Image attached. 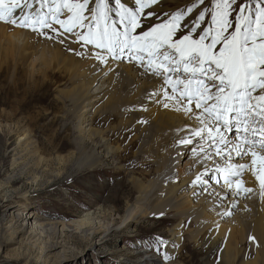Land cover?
I'll return each mask as SVG.
<instances>
[{
	"label": "bare ground",
	"instance_id": "1",
	"mask_svg": "<svg viewBox=\"0 0 264 264\" xmlns=\"http://www.w3.org/2000/svg\"><path fill=\"white\" fill-rule=\"evenodd\" d=\"M129 4L133 6L131 0ZM86 15L90 14L86 13ZM66 16L65 12L63 17ZM14 38L18 40L23 38L24 41L19 45L13 41ZM2 39L9 46L0 45V56L16 62H19L18 57L20 60L23 59L21 57L26 55L27 47L35 42L34 37L32 38V35L22 29L0 22V40ZM71 47L77 46L72 44ZM50 55L43 62L45 67L56 66L69 76L68 89L60 93L68 107L69 119L66 121L73 124L78 144L77 152H72L68 158L56 159L60 165L67 164L78 154V165H76L79 168L87 167L94 170L104 163L103 157L111 160L119 157L120 152L126 147L119 145L118 140L110 141L108 132L118 131L119 138L125 136L131 137L132 141L137 140L138 153H143L146 145L158 139L165 138L168 142L164 150L167 155L162 153L158 157L170 156L166 162L161 163V159H153L156 178L149 183L137 176L130 178L139 193L137 199L128 204L119 224L105 227L106 230H103L101 239L95 246L104 245L108 240L114 239L115 235L123 232L130 224L139 222L141 218L157 216L172 210L178 217L179 223L173 227L171 237L166 241V253L170 254L172 250H178L183 242L185 223L193 220L197 230L207 233L210 246L209 261H216L211 257L215 254L214 256H217L216 258H219L223 264H264V196L261 194L258 181L252 176L251 170H246L242 177L243 187L251 188L253 191L250 193L241 191L237 195L235 185L229 190L224 183L223 175L216 172V168L226 167L229 163H250L248 157L241 159L233 154L229 160L226 155L216 156L214 148H209L206 139L195 138L192 145L178 144L180 139L188 137L193 129L201 125L198 121L189 119L182 112L177 111L180 105L175 101H168L169 106L165 108L164 90L171 94V88L164 85L162 76H153L150 72L146 73L140 65L127 61L129 57L127 53L121 61H110L112 70H109V65L101 64L94 57L80 58L64 52L60 47L51 51ZM172 75L175 79L178 73ZM97 84H101L100 88L92 92ZM154 92L157 94L152 95ZM181 103L186 101L182 100ZM108 115L115 117V125H108V129L105 130L101 127L102 119H108ZM15 126L19 129V122ZM19 132L21 140L17 146L30 161L35 159L37 168L53 161L48 162L49 159L42 156L40 146L34 141L29 126ZM228 134L229 140L236 139L234 134ZM51 142L53 143V139ZM90 145L92 147H89ZM201 147L208 149V153H200ZM129 149L130 147L126 148ZM207 156L211 158L208 159ZM18 165L15 159L13 167L16 168ZM161 167L163 169L159 170ZM205 169H207L206 173ZM202 173L205 174L201 179L206 182L194 183L196 177ZM13 179L12 176L6 182H0V199L9 202V208H25L21 201H14L8 197ZM189 187L193 191L191 195L188 194ZM196 200L197 204L194 203ZM154 202H157L156 207L150 209V204ZM100 213L102 214V209L89 212L82 222L77 221L80 222L79 227L92 228L93 220L102 216ZM26 214L25 217L18 215L25 222L23 225L21 223L17 226L20 219L14 216L6 222L3 230L12 232L14 236L19 234L21 244L26 242L34 249L38 246L45 247L47 259L53 257L61 261L67 260V252L63 244L50 243L49 239L44 240V234L51 228L46 224H39L41 218L38 213ZM226 217L233 219L223 223L222 220ZM34 223L37 227H33ZM73 225H65L64 230ZM52 229L56 231V228ZM82 233L84 236L87 234L86 230ZM93 235L96 237V233ZM250 237H255V241ZM120 262V264H160L161 260L158 255L148 252L147 247H140L134 250L130 258H122Z\"/></svg>",
	"mask_w": 264,
	"mask_h": 264
},
{
	"label": "snow or ice",
	"instance_id": "2",
	"mask_svg": "<svg viewBox=\"0 0 264 264\" xmlns=\"http://www.w3.org/2000/svg\"><path fill=\"white\" fill-rule=\"evenodd\" d=\"M166 3L0 0V22L67 45L65 51L94 57L109 70L111 60L121 61L127 53L146 73L162 76L171 88V94L164 90V107L175 101L180 105L177 111L201 125L179 143L206 139L216 156L248 157L250 163H229L216 172L229 190L235 185L239 195L253 191L242 181L245 171L251 170L264 196V0H211L210 5L195 0L172 12L165 9ZM65 12L66 18H61ZM177 73L185 75L173 79ZM233 132L236 139L229 140L227 133ZM200 153L208 149L201 147ZM205 173L194 183L206 182L201 179ZM162 243L157 237L158 251Z\"/></svg>",
	"mask_w": 264,
	"mask_h": 264
},
{
	"label": "rangeland",
	"instance_id": "3",
	"mask_svg": "<svg viewBox=\"0 0 264 264\" xmlns=\"http://www.w3.org/2000/svg\"><path fill=\"white\" fill-rule=\"evenodd\" d=\"M193 2L195 0H167L164 7L172 12L185 9ZM210 3L211 0H205V4ZM112 6H115L114 3ZM111 15L118 20L115 12ZM23 31L35 39V42L27 47L26 55L21 57L23 59L18 57L19 62H16L0 56V182H6L13 176L8 197L21 201L25 206L9 208V202L0 199V264H120L122 258H130L134 250L140 247H147L148 252L158 255L160 264H223L215 254L211 257L216 261H209L210 246L207 233L197 230L193 220L185 223L183 242L178 250L166 253V241L170 239L173 227L179 223L172 210L141 218L139 222L130 224L123 232L115 235L114 239L108 240L104 245L95 246L99 243L103 230H106L105 227L119 224L128 204L137 199L139 193L130 178L137 176L148 183L156 178L153 159L160 157L162 153L167 155L164 150L168 142L165 138L158 139L146 145L143 153H138L137 140L132 141L131 137L125 136L119 138L118 131L108 132L110 141L118 140L119 145L130 149L125 148L114 160L103 157L104 163L94 170L79 168L78 154L67 164L60 165L56 159L68 158L72 152H77L78 146L74 126L66 121L69 119L68 107L60 93L68 89L69 76L56 66L45 67L43 62L57 47L68 54L73 53L65 51L66 46L46 40L30 30ZM13 41L20 45L24 39L14 38ZM1 44L9 46L3 39L0 40ZM100 85L94 86L92 92L97 91ZM114 118L108 115V119H102L101 127L107 130L108 125L114 126ZM17 122L20 124L19 129L15 126ZM28 126L33 132L34 141L40 146L42 156L49 159L48 162L53 160L41 168H37L35 159L30 161L17 146L21 140L19 131ZM179 141L178 144H181ZM169 157L158 159L163 163ZM15 159L19 163L16 168L13 167ZM161 169L163 168H159ZM188 190L191 195L192 189L189 187ZM194 203L197 204V200ZM156 205L157 202H154L149 207L154 209ZM97 209H102V216L93 220L92 228L81 229L80 222L89 212ZM28 212L38 213L41 218L39 224H46L51 228L44 234V240L63 244L67 260L61 261L53 257L47 259L45 247L38 246L34 249L26 242L21 244L19 234L14 236L12 232L3 230L9 219L16 216L19 220ZM231 219L233 217H226L222 222ZM19 222L17 226L25 223L23 219ZM65 225L73 226L64 230ZM31 227L30 224L29 228ZM33 227H37L35 223ZM52 228H56V231ZM83 230L87 232L85 236ZM157 237L163 241L159 245V251L156 245ZM165 254L171 258L165 259Z\"/></svg>",
	"mask_w": 264,
	"mask_h": 264
}]
</instances>
